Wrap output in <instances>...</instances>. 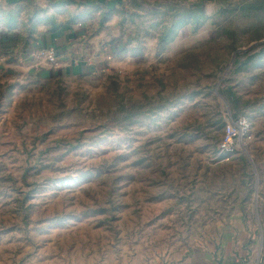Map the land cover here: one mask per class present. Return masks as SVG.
<instances>
[{
  "label": "rangeland",
  "instance_id": "obj_1",
  "mask_svg": "<svg viewBox=\"0 0 264 264\" xmlns=\"http://www.w3.org/2000/svg\"><path fill=\"white\" fill-rule=\"evenodd\" d=\"M67 1L75 66L0 60V264H196L234 227L259 259L264 0Z\"/></svg>",
  "mask_w": 264,
  "mask_h": 264
},
{
  "label": "crops",
  "instance_id": "obj_2",
  "mask_svg": "<svg viewBox=\"0 0 264 264\" xmlns=\"http://www.w3.org/2000/svg\"><path fill=\"white\" fill-rule=\"evenodd\" d=\"M89 2L90 0H86L81 5L90 6ZM68 3L71 1L5 0L0 5V60L8 59V64L15 67L19 65L23 71L34 72L38 77H42V73L60 75L63 70L69 71V67L75 66L74 50L79 46V39L83 37L85 30L57 26H71L75 22L85 24L86 21L80 12L71 16L67 14L68 9L61 10ZM55 28L57 29L54 30ZM46 49L58 50L55 66L35 56L38 51ZM224 235L226 240L214 252L217 251L218 255L214 257L201 252L202 256L194 259L196 264H264V238L260 257L256 259L255 242L250 235L237 232L235 227ZM191 262V258H186L183 264Z\"/></svg>",
  "mask_w": 264,
  "mask_h": 264
},
{
  "label": "built area",
  "instance_id": "obj_3",
  "mask_svg": "<svg viewBox=\"0 0 264 264\" xmlns=\"http://www.w3.org/2000/svg\"><path fill=\"white\" fill-rule=\"evenodd\" d=\"M35 56L43 58L51 66L57 64L58 55L52 49L40 50ZM249 124L244 118H228L223 128L218 151L223 157L231 156L237 152L245 151V144L249 140Z\"/></svg>",
  "mask_w": 264,
  "mask_h": 264
},
{
  "label": "trees",
  "instance_id": "obj_4",
  "mask_svg": "<svg viewBox=\"0 0 264 264\" xmlns=\"http://www.w3.org/2000/svg\"><path fill=\"white\" fill-rule=\"evenodd\" d=\"M113 1V3H116V1L117 0H112ZM117 3H119L120 5L122 4V1H117ZM89 5L90 6H95V7H97V8H103V9H105V8H109L108 6H109V4L107 3V2H105L104 0H94V1H91L90 0V2H89ZM262 7H264V6H262ZM57 27H64L65 29L66 28H68L69 27V25H63V26H57ZM57 28H55L54 30H56ZM1 49H2V47H1ZM55 52H56V54L57 55H59V53H58V50H54Z\"/></svg>",
  "mask_w": 264,
  "mask_h": 264
},
{
  "label": "water",
  "instance_id": "obj_5",
  "mask_svg": "<svg viewBox=\"0 0 264 264\" xmlns=\"http://www.w3.org/2000/svg\"><path fill=\"white\" fill-rule=\"evenodd\" d=\"M264 42V41H263Z\"/></svg>",
  "mask_w": 264,
  "mask_h": 264
}]
</instances>
